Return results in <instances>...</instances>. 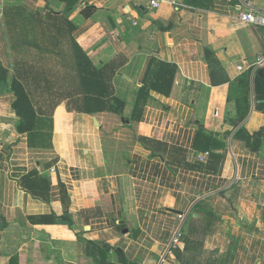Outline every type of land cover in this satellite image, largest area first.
Wrapping results in <instances>:
<instances>
[{"label": "crops", "instance_id": "1", "mask_svg": "<svg viewBox=\"0 0 264 264\" xmlns=\"http://www.w3.org/2000/svg\"><path fill=\"white\" fill-rule=\"evenodd\" d=\"M12 7L71 10L94 65L125 64L111 110L57 107L51 148L0 103V264H264V137L236 136L264 128L240 20L264 0H0V26Z\"/></svg>", "mask_w": 264, "mask_h": 264}, {"label": "trees", "instance_id": "2", "mask_svg": "<svg viewBox=\"0 0 264 264\" xmlns=\"http://www.w3.org/2000/svg\"><path fill=\"white\" fill-rule=\"evenodd\" d=\"M77 1L71 0L72 5ZM70 14L71 10L57 13L50 9L26 13L19 7L5 11L9 32H14L29 48L24 56L14 60L11 108L18 119L17 131L28 135V145L33 149L52 147L54 114L60 105L65 104L68 112L93 116L111 110L119 102L114 77L125 63L97 68L76 42ZM14 18L16 23L11 27ZM0 72V81H6L7 71L0 66ZM254 86L256 99L264 101V71L263 75H255ZM257 108L264 111V103ZM236 136L256 150L264 128L254 135L241 129ZM201 140L208 145L204 149L215 144L209 137Z\"/></svg>", "mask_w": 264, "mask_h": 264}, {"label": "rangeland", "instance_id": "3", "mask_svg": "<svg viewBox=\"0 0 264 264\" xmlns=\"http://www.w3.org/2000/svg\"><path fill=\"white\" fill-rule=\"evenodd\" d=\"M11 22V27H14L16 18H14ZM27 45L28 44L23 46L21 43V38L15 37L14 32H9L6 24L4 27L0 26V66H2V68H4L8 74L6 81H0V103H12L14 96L11 90V84L14 78V60L17 57H22L26 54V52L29 50ZM68 52L69 50H67V54H69ZM0 121L9 122L11 119H9V117L3 118L0 116Z\"/></svg>", "mask_w": 264, "mask_h": 264}, {"label": "built area", "instance_id": "4", "mask_svg": "<svg viewBox=\"0 0 264 264\" xmlns=\"http://www.w3.org/2000/svg\"><path fill=\"white\" fill-rule=\"evenodd\" d=\"M147 1L149 4V7L153 10L158 9L164 3H170V4L173 3V0H147ZM240 20L243 22L258 25L260 27H264V15L254 16V14H252V13H243L240 15ZM253 67L255 68V71H258V70L264 71V55L258 57V59L256 60ZM208 156H209V153H206V154L199 156L198 159L201 162H204V161H206ZM52 171L54 172V169ZM181 218H182V216H181ZM178 236H179V234L174 239L175 243H178Z\"/></svg>", "mask_w": 264, "mask_h": 264}, {"label": "water", "instance_id": "5", "mask_svg": "<svg viewBox=\"0 0 264 264\" xmlns=\"http://www.w3.org/2000/svg\"><path fill=\"white\" fill-rule=\"evenodd\" d=\"M259 74H260V75H263V71H260ZM95 123H96V125L98 126V122L96 121V119H95Z\"/></svg>", "mask_w": 264, "mask_h": 264}]
</instances>
